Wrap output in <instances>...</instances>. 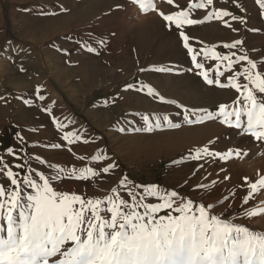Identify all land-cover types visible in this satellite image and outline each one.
Instances as JSON below:
<instances>
[{
	"label": "snow or ice",
	"instance_id": "6c2138e0",
	"mask_svg": "<svg viewBox=\"0 0 264 264\" xmlns=\"http://www.w3.org/2000/svg\"><path fill=\"white\" fill-rule=\"evenodd\" d=\"M174 10L165 12L156 0H126L116 3L107 13L125 11L132 6L142 14L155 12L164 23V27L173 32L177 44L189 57L190 66L186 69L177 64L153 67L151 71L184 75L185 71L202 78L205 85L221 89H234L239 93L235 107L221 104L218 110L208 108H188L174 100H166L163 95L145 84L137 91L146 88V94L158 102L174 105L180 109L186 125H201L218 121L229 128L240 130L254 141L264 144V58L254 61L243 39H235L222 45L227 52L221 53L215 47L194 48L191 41L195 38L187 34V29L213 20L239 34L240 29L232 27V22L244 26L245 16L236 15L228 10H217V0H199L186 7L174 4V0H163ZM264 16V0H254ZM232 7L241 13L246 12L244 4L233 0ZM203 19L193 17L194 10H207ZM29 11V9H24ZM59 11L67 9L60 6ZM39 15H54V12L38 9ZM226 18H230L226 19ZM253 33L264 34V29H250ZM112 32L111 35H115ZM100 46H106L101 39ZM202 44L201 41H196ZM82 49L89 53L97 49L81 41ZM61 52L66 50L60 49ZM253 51H258L253 49ZM208 61L216 62L213 65ZM242 70H240L241 66ZM139 72L147 71L140 67ZM21 71H26L21 65ZM226 80L227 82H222ZM133 89V84L124 86L123 91ZM42 89L37 88L34 97L44 101ZM17 99H21L17 97ZM7 102V98L0 96ZM25 104L29 101L25 98ZM55 102L41 109L55 126L60 142H51L48 147L61 149L67 145L88 144L90 141L85 130L68 131L71 121L55 118ZM142 131L157 129H178L182 125L173 122L167 115L142 116ZM31 131H38L32 128ZM126 129L120 128L123 132ZM63 133L59 135V133ZM218 139V138H217ZM23 152L24 139L18 136ZM96 143L95 139L91 141ZM211 143V142H210ZM68 151H72L69 147ZM12 147L6 154L14 156L16 163L5 162L0 153V264H264V233L250 230L236 224L239 217L227 215L224 211L216 213L218 206H226L232 197L223 195L216 202L194 200L178 189L168 190L156 183L141 185L128 175L119 173L118 160L101 149L91 157V166L60 167L47 164L41 156H21ZM246 151L212 150L209 146L197 147L189 151L186 157L173 161V166L182 161H204L195 169L205 168V164H224L233 158L247 156ZM84 161V157H78ZM220 172L226 168L220 167ZM211 175V173H209ZM115 176V186L110 187L102 197H89L58 189L65 179L76 182L97 183L107 177ZM213 178L210 183L194 186L193 191L207 193L218 190L219 185L231 179L230 175ZM207 179V177H205ZM187 183V181L185 182ZM247 194L242 197V205L247 206L255 194L264 195V176L254 182L244 178ZM234 196L236 194H233ZM248 218L264 214V207L241 208Z\"/></svg>",
	"mask_w": 264,
	"mask_h": 264
},
{
	"label": "rangeland",
	"instance_id": "374dc122",
	"mask_svg": "<svg viewBox=\"0 0 264 264\" xmlns=\"http://www.w3.org/2000/svg\"><path fill=\"white\" fill-rule=\"evenodd\" d=\"M38 1L32 3L29 0H0V8L2 9L0 17H8L11 35L14 36L13 40L18 39L27 42L28 39H37V35H40L37 33L50 32L49 28L51 27V31L59 32L38 46L24 45L23 43L24 49L17 55L8 54L14 60L11 63L10 59L4 55V51L9 50L14 43L5 41L1 29L0 76L6 75L1 78L3 87H5V82L14 76L13 73L15 72H27L23 76L31 78V72L42 73V71L48 70L50 60L41 57L39 51L72 48L73 56L63 57L54 52L55 54L49 57L53 63L63 61V65H66L65 59L73 61L74 67L81 73L79 79L84 88L80 90L82 96L79 100L83 102L84 106L75 112L84 120L83 128L85 131L89 130L90 127L106 135L104 142L100 140L98 148L101 150L105 146L110 154L112 153L111 156L118 160L120 168L117 170V175L122 172L141 185L156 183L162 188L166 186L174 189L182 186L181 191H187V194L194 200H205L208 203L216 202L223 195H228L232 199L226 202V206H218L215 212L224 211L229 216L238 213L240 218L234 221L236 224L264 233V214L248 218L241 210L242 207H264V195L262 194H255L249 205H242V197L248 191L244 178L254 182L255 179L264 176V144L261 142L254 141L252 137L243 134L238 129L229 128L218 121H210L201 125L182 127L186 133L178 136L180 150L166 161L152 163V159L141 156L140 152L133 147L134 137L138 135L140 127H143L142 116L170 115L182 117V113L178 115L181 112L180 109L174 105L154 100L146 94V88L137 91L136 89L141 83L150 87L151 84H156L158 88L155 91L163 95L166 100H174L188 108H208L214 111L218 110L221 104L228 105L229 108L235 107L240 98L239 93L234 89H221L216 86L205 85L202 78L186 71L184 75L179 76L151 71L153 67H162L168 64H177L185 69L190 66V58L184 55V50L177 44L175 34L164 27L165 22L155 12L142 14L138 9L128 6L125 11H113L111 15H107L116 3H126V0H111V3L108 0H94L95 3L93 0H57L58 8H50L49 3H53L55 0H48L46 5L49 7H41L37 3ZM83 1L85 2L83 3ZM157 1V6L163 11L174 10V6L167 5L163 0ZM196 2L199 0H174V4H179L181 7ZM232 2L233 0H217L214 7L217 10H228L236 15L245 16L249 30L246 31L241 24L232 22V27L240 29L239 34H237L231 28L223 26L219 21L205 22L202 25L187 29V34L195 38L191 41L192 46L197 49L205 46L215 47L221 53L226 54L227 50L222 48L224 43L243 39L244 48L248 50L250 57L259 63L264 58V34L253 33L250 29H264V16L261 15L254 0H239L246 7L244 13L232 7ZM77 3L78 6L76 7ZM62 5L80 11L79 17H82V11L85 10L86 6L92 5V10L98 9L96 11L97 16L93 14L92 18L87 20H84L85 17L82 18L83 20H80L81 17H73L65 23L53 24L47 20L51 15L37 14L38 9L43 8L45 11L54 12V15H62V12L59 11ZM24 9H29V11ZM211 10V8L194 10L192 15L195 18L203 19L206 11ZM226 19L230 20V18ZM112 32L116 34L111 35ZM79 39L91 44L97 50L89 53L82 49L78 42ZM101 39L106 41V46L99 45L98 42ZM197 40L203 43L197 44ZM253 49L258 51H253ZM54 59L59 62H55ZM33 62H36L37 66H33ZM215 63L208 61V64L213 66ZM21 65L26 71H21V68L18 70L15 67H21ZM243 66L245 65H242L240 70ZM67 67L70 68L69 65ZM140 67H145L148 70L139 72ZM20 72L19 74H22ZM222 82L226 83L227 81L222 80ZM130 83L133 84V89L123 91L124 86ZM77 87L78 83L76 82L68 83L66 89H78ZM89 94L85 104V95ZM107 97H112L110 102L101 101ZM9 107L5 102L0 103V153L4 154L5 162L13 164L16 161L7 157L6 150L10 147L14 136L17 135L15 124L18 121L13 118ZM173 122L184 123L177 119ZM26 124L30 133H26V127H20L19 131L25 130L21 137L25 138V135L28 137L26 145L29 147V150L27 148L29 155L32 156L37 153L43 156L44 148L42 146H47L51 142H60L51 120L32 118L27 120ZM32 128L39 130L33 132L30 130ZM120 128L126 130L121 132L119 131ZM164 129L169 130L166 127ZM62 134V132L59 133V135ZM87 137L90 142L88 144L82 142L81 146L80 144L69 146L66 142L64 143L67 151L69 147L72 148V151L75 149L76 151L75 153L72 151H68L66 154L62 153V165L69 167L67 165L71 164L76 168L91 166V157L96 153L94 152L95 144L91 142L90 136L87 135ZM171 137V135L166 137L162 141L163 144L169 146L172 142ZM191 140H193L192 143ZM153 143L154 141L151 142L152 145ZM204 146H209L214 151L240 149L246 151L248 155L233 158L222 165L205 164V168L199 169V171L195 169L199 163H204V161H193L191 165H186L182 161L173 166V161H179L181 157H186L189 151ZM81 156L85 158L84 161L78 159ZM48 158L52 159L53 157L48 156ZM143 161H146V165H143L145 163ZM221 166L226 168V172H220ZM144 167L149 170L150 176L146 177L141 173L144 171ZM216 173H219L220 176L228 174L231 179L220 184L218 190L211 191L210 195L200 193L198 196L197 192L192 190L197 184L210 183L213 178L219 179ZM115 181V176L107 177L97 183L65 179L62 182V190L81 195L86 193L89 197L98 198L104 196L110 187L115 186ZM186 181L187 183H185ZM0 183L6 185L8 181L0 180ZM180 188L178 189L180 190Z\"/></svg>",
	"mask_w": 264,
	"mask_h": 264
},
{
	"label": "crops",
	"instance_id": "0c3cea01",
	"mask_svg": "<svg viewBox=\"0 0 264 264\" xmlns=\"http://www.w3.org/2000/svg\"><path fill=\"white\" fill-rule=\"evenodd\" d=\"M29 1L34 3L36 0H29ZM108 1H109V3H111V0H108ZM16 2H18V1H16ZM48 2H49L48 0H39L37 3L40 4L41 7H49L46 5ZM84 2L85 1H83V3ZM94 3H95V1H94ZM156 3H158V1ZM49 5H50V8H58L59 7V3L57 0H55L53 3H49ZM62 6H63V8L67 9L68 11L62 12V15H51L47 19V20H49L50 23H53V24H58V23H62V22L65 23L70 18H73V17L80 18L81 17V16L79 17L80 11H78L74 8H71V7L67 8L66 5H62ZM77 6H78V3L76 4V7ZM96 7L98 8L97 4H96ZM0 11L2 13L1 8H0ZM93 11H95V12H93ZM96 11H98V9L92 10V5L86 6L85 10L82 11L83 15H82L80 20H83L82 19L83 17H85L84 20L92 18L91 16H93V14L97 16ZM79 23H82V22L79 21ZM1 29L3 30V35L5 38V41L7 43H10V42L14 43L12 46H10L11 48L9 50L4 51V55L10 59L11 63H13L12 61H14L12 56L17 55L21 50L24 49L23 43H24V45L38 46L40 43L41 44L44 43V41L46 39H49V38L53 37L55 34L59 33V32L51 31L52 30V27H51V28H49L50 32L43 33V34L37 33V34H40V35H37V39H34V38L28 39L27 42H23V40H18V39L13 40L14 36L11 35V30H10V26H9V19L6 16L0 17V30ZM63 31H65V30L63 29ZM46 37H48V38H46ZM81 41H82L81 39L78 40L79 43ZM27 49H29V48L27 47ZM62 49L66 50V52L58 51L60 49H50V50L44 49L43 51H39L38 53L41 55V57H43L45 60L46 59L50 60V64L47 67L48 70L42 71V73H37L35 71L31 72L30 73L31 78L23 76V74L27 73V72H20L19 71L22 74H19V72H15V73H13L14 76L10 77L8 79V81L5 82V84H4L5 87H3V83H2L1 78L5 77L6 75L0 76V96H4L7 98V102L0 100V103L5 102L8 106H10L9 108H10V112H12V114H13V118L16 121H18V123L15 124V126H17V129H16L17 135L14 136L15 138L12 139V143L10 145V147H12L17 152L22 147V145L20 144V142L18 140V136L21 137L22 133H25L24 132L25 130L19 131V128L20 127H26L25 128L27 131L26 133H30V131L28 130V125L26 124L27 120H30L32 118H36L38 120H41V119L52 120V117H49L45 112H43L41 110L44 105L50 106L52 104V102H55V109H54L55 118L59 121H64V118L67 117L69 119V121H71L69 128L66 130H68V131H75L77 129L85 130L83 128L84 120L79 115H77L78 113L75 112V110L79 109L80 107L82 108L84 106L83 102L79 100L82 96L80 90H82V88H84L83 84H81V80L79 79L81 73L79 72L78 69H76L74 67L75 64H73L74 63L73 61H68L67 59H65L66 65L70 66V68H69L66 65H63V61L61 62L62 65L56 59H54V61L59 62V63H53V61L49 57L50 55L55 54L54 52H57L59 55H62L63 57H68L69 55L70 56L74 55L72 48H68V49L62 48ZM75 49H77V48H75ZM78 49H80V48H78ZM8 54H12V56L10 57ZM14 63H16V62H14ZM32 65L37 66V63L33 62ZM15 67L18 70L21 68V67H17V66H15ZM73 68H75V69H73ZM74 82L78 83V87H77L78 89H72V90L66 89V87L68 86V83H74ZM38 87L42 89L41 94L44 95V97H45L44 101H39L38 99H36L34 97V93H36V90ZM151 87L154 89V91L158 88L156 86V84H153V85L151 84ZM60 90H62V92H60ZM91 95H93V94H91ZM87 96L89 97L90 94L85 95V104L87 102L86 101ZM17 97H20L21 99H17ZM25 98L29 101V104H25L23 102V100ZM111 98L112 97H107L106 99L101 100V101L110 102ZM169 118H171L172 120L177 119L178 121L183 122L182 117H179V116L173 117V116L169 115ZM181 125L182 126L178 129H169V130L157 129V130H154L152 132L142 131L141 129L143 127L142 128L140 127L138 135L134 137L133 147L136 148L137 151L140 152L141 156L143 155L149 159H152V163L166 161L169 158L173 157L174 153H176L177 151L180 150L179 149V144H180L179 140L180 139L178 136L186 133V131L183 128L188 127V125H186L184 123ZM55 131H56V129H55ZM86 133L88 136H90L91 140H93V138H94L96 141V143H94L95 144L94 152L100 151V149L98 148L99 142H100V140L102 142H104L106 135H103L97 129H95V130L91 129L90 127H89V130L88 129L86 130ZM170 135L172 136L171 137L172 142L169 146H166L163 144L162 141ZM23 139H24V145H23L24 151L18 152V154L21 156L29 155V151H28L29 147H28V145H26V140H28L27 135H25V138H23ZM153 141H154V143L152 145L151 142H153ZM192 142H193V140H191V143ZM81 143H80V146H81ZM49 144L50 143H48V145ZM48 145L42 146L44 148L43 156L40 154H37V153H34V155H32L34 157L37 154V155L41 156V158L46 160V164L44 166H39V165H35V166L47 168V164H55V165L60 166V167H65V165H62V153L66 154L68 152L66 150V147L63 146L61 149H52V148L48 147ZM27 148H28V150H27ZM101 149L106 150L108 155L112 154V153L110 154V152L108 151L107 148H105V146H103ZM75 151H76V149L73 150L72 153H75ZM48 156H52L53 158L49 159ZM7 157L9 159H13L16 161L14 156H8L7 155ZM16 162H18V161H16ZM143 162H145V163H143V165H146V161H143ZM192 162L193 161H190V162L187 161L184 164L191 165ZM67 166H69V168L74 167L71 164H68ZM148 171L149 170L144 167V171H141V173L147 177V176H150L149 175L150 173H148ZM178 188H180V190ZM178 188H176V189L181 191V189L183 187L179 186ZM58 189L62 190V183H60L58 185ZM167 189L172 190L174 188L167 187ZM181 192L187 193V191H181Z\"/></svg>",
	"mask_w": 264,
	"mask_h": 264
}]
</instances>
